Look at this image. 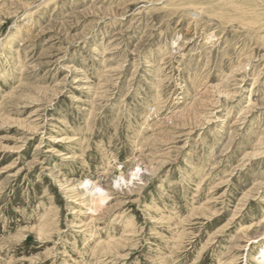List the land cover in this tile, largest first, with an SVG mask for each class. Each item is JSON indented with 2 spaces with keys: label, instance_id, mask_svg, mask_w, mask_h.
<instances>
[{
  "label": "rangeland",
  "instance_id": "obj_1",
  "mask_svg": "<svg viewBox=\"0 0 264 264\" xmlns=\"http://www.w3.org/2000/svg\"><path fill=\"white\" fill-rule=\"evenodd\" d=\"M263 245L264 0H0V264Z\"/></svg>",
  "mask_w": 264,
  "mask_h": 264
},
{
  "label": "bare ground",
  "instance_id": "obj_2",
  "mask_svg": "<svg viewBox=\"0 0 264 264\" xmlns=\"http://www.w3.org/2000/svg\"><path fill=\"white\" fill-rule=\"evenodd\" d=\"M100 200L104 201L105 198L101 197ZM95 204H97V203H95ZM257 261H258V264H264V245L262 246L261 250L259 251V254H258V257H257Z\"/></svg>",
  "mask_w": 264,
  "mask_h": 264
}]
</instances>
